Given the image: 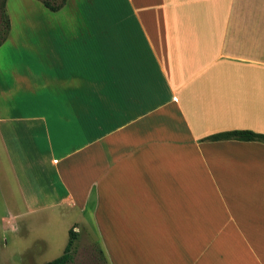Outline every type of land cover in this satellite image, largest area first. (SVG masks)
Masks as SVG:
<instances>
[{"label": "crops", "instance_id": "1", "mask_svg": "<svg viewBox=\"0 0 264 264\" xmlns=\"http://www.w3.org/2000/svg\"><path fill=\"white\" fill-rule=\"evenodd\" d=\"M36 1L65 14L44 72L0 67L4 222L77 210L120 263L264 264V143L208 140L264 135V0Z\"/></svg>", "mask_w": 264, "mask_h": 264}, {"label": "rangeland", "instance_id": "2", "mask_svg": "<svg viewBox=\"0 0 264 264\" xmlns=\"http://www.w3.org/2000/svg\"><path fill=\"white\" fill-rule=\"evenodd\" d=\"M3 9L10 21V39L0 48V67L6 68V72L10 68L25 71L27 67L32 73L44 72L47 27L61 24L65 13H53L36 0H0V39L4 30ZM9 79L0 75L2 83H8ZM16 97L19 102L29 100L28 94L21 92L16 93L14 99ZM4 188L0 183V264H45L61 256L69 230L78 224L81 214L77 210L70 212L61 208L56 209L53 216L45 213L42 216V213L25 214L26 210L21 208L23 215L14 225L7 224L4 220L11 209L7 207ZM78 233L69 264H141L146 258L140 255L129 259L124 255L120 263L116 256L107 255L108 243L99 232L83 229ZM125 251L123 249L119 254Z\"/></svg>", "mask_w": 264, "mask_h": 264}, {"label": "trees", "instance_id": "3", "mask_svg": "<svg viewBox=\"0 0 264 264\" xmlns=\"http://www.w3.org/2000/svg\"><path fill=\"white\" fill-rule=\"evenodd\" d=\"M3 8H4V3H3ZM208 140H211V141L234 140V141H241V142L257 141V142L264 143V135L257 134L251 131H230V132L213 135L209 137ZM68 234H69L68 242L64 248L62 255L45 264H69L72 261L73 259L72 249L74 247L75 241L78 238V233H76L71 228Z\"/></svg>", "mask_w": 264, "mask_h": 264}, {"label": "bare ground", "instance_id": "4", "mask_svg": "<svg viewBox=\"0 0 264 264\" xmlns=\"http://www.w3.org/2000/svg\"><path fill=\"white\" fill-rule=\"evenodd\" d=\"M232 248H233V246H232ZM224 253H225V252H224ZM227 253H228V252H227ZM220 255H221V254H220ZM216 259H217V258H216ZM216 259H215V260H216ZM261 259H262V258H261Z\"/></svg>", "mask_w": 264, "mask_h": 264}]
</instances>
